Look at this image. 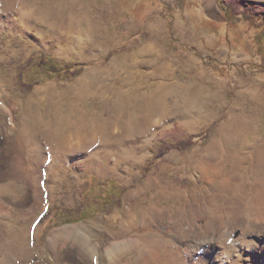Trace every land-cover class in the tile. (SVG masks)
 I'll return each instance as SVG.
<instances>
[{
  "label": "rangeland",
  "instance_id": "rangeland-1",
  "mask_svg": "<svg viewBox=\"0 0 264 264\" xmlns=\"http://www.w3.org/2000/svg\"><path fill=\"white\" fill-rule=\"evenodd\" d=\"M219 1L0 0V89L29 132L21 154L0 146V195L12 215L3 222L19 252L27 249L19 219L29 186L8 173L18 155L35 191V181L52 187L42 254L52 232L121 210L135 190L143 206L163 199V208L208 212L222 200L264 198V96L245 93L264 84L263 30L240 16L228 21ZM247 1L264 9V0ZM33 54L80 74L23 89L17 75ZM241 244L218 249L224 264L233 253L236 264H260L258 249Z\"/></svg>",
  "mask_w": 264,
  "mask_h": 264
},
{
  "label": "bare ground",
  "instance_id": "bare-ground-1",
  "mask_svg": "<svg viewBox=\"0 0 264 264\" xmlns=\"http://www.w3.org/2000/svg\"><path fill=\"white\" fill-rule=\"evenodd\" d=\"M156 72L159 74L161 68ZM245 93L254 99L260 98L264 96V84H253ZM159 96L157 94L155 100L157 105H160ZM10 112L11 107L0 89V146L6 142L21 154L24 147H28L29 132L18 127ZM8 113V125H4L2 122ZM14 159L8 173L29 186L20 202L19 219L21 228L28 234L27 249L25 255L22 254L16 239L6 236L8 228L3 220L12 217L11 205L0 195V238L6 236L8 248L5 264H29V260H33L32 264H224L218 249L234 239L241 241L243 248H257L253 260L264 263L263 197L222 200L208 212L199 205L163 208L165 205L160 201L163 199L143 206L137 200L138 190L128 194L119 211L100 216L84 227L52 232L47 239V250L42 254L39 231L54 206L52 187L43 190L40 182L33 178L38 184L35 191L23 159L20 155ZM35 167L40 171L38 164ZM41 173L38 174L42 179ZM5 175L4 171L0 172V180ZM229 212L233 214L230 218L227 217ZM236 259L233 253L226 262L236 264Z\"/></svg>",
  "mask_w": 264,
  "mask_h": 264
},
{
  "label": "trees",
  "instance_id": "trees-1",
  "mask_svg": "<svg viewBox=\"0 0 264 264\" xmlns=\"http://www.w3.org/2000/svg\"><path fill=\"white\" fill-rule=\"evenodd\" d=\"M219 7L230 22H234L235 19L240 16V19L248 23L250 27L262 28L263 33L260 35V40H264V9H261L255 3L247 0H220ZM29 73L30 76L27 78ZM79 74V68L72 70L70 66L61 64L52 55L33 54L22 66L17 78L21 82L23 89L30 90L34 85L46 81L53 79H73ZM192 144L193 140L189 139L179 142L178 146L185 149ZM163 149H165V147ZM163 151L164 150L159 149L158 156L162 155Z\"/></svg>",
  "mask_w": 264,
  "mask_h": 264
}]
</instances>
